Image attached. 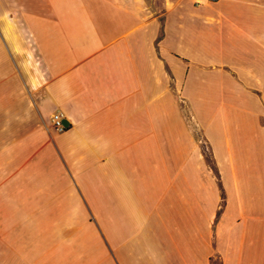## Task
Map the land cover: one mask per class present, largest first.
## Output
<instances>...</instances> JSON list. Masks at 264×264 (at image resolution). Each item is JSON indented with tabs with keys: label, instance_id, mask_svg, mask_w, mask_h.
<instances>
[{
	"label": "crops",
	"instance_id": "obj_1",
	"mask_svg": "<svg viewBox=\"0 0 264 264\" xmlns=\"http://www.w3.org/2000/svg\"><path fill=\"white\" fill-rule=\"evenodd\" d=\"M0 264H264V0H0Z\"/></svg>",
	"mask_w": 264,
	"mask_h": 264
},
{
	"label": "built area",
	"instance_id": "obj_2",
	"mask_svg": "<svg viewBox=\"0 0 264 264\" xmlns=\"http://www.w3.org/2000/svg\"><path fill=\"white\" fill-rule=\"evenodd\" d=\"M196 1H197V4H206V3L215 2L217 0H196ZM51 123H52L53 129L58 133H63L68 128V125L65 123V117L61 112H56L52 116Z\"/></svg>",
	"mask_w": 264,
	"mask_h": 264
},
{
	"label": "water",
	"instance_id": "obj_3",
	"mask_svg": "<svg viewBox=\"0 0 264 264\" xmlns=\"http://www.w3.org/2000/svg\"><path fill=\"white\" fill-rule=\"evenodd\" d=\"M68 125V124H67Z\"/></svg>",
	"mask_w": 264,
	"mask_h": 264
}]
</instances>
